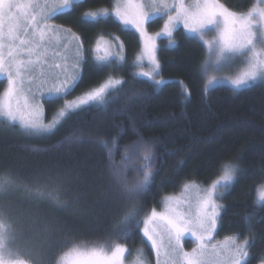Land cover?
<instances>
[{
  "label": "trees",
  "instance_id": "16d2710c",
  "mask_svg": "<svg viewBox=\"0 0 264 264\" xmlns=\"http://www.w3.org/2000/svg\"><path fill=\"white\" fill-rule=\"evenodd\" d=\"M113 1L80 0L53 18L55 25L80 36L86 52L82 79L66 99L100 86L109 76L120 78L123 87L113 93L107 109L90 107L70 113L56 128L40 135L27 134L15 125L0 127V182L38 191L34 204L9 205L20 231L25 232L20 219L28 217L33 222L25 229L34 232L26 233L19 243L22 247L10 245L4 251L7 264H59L75 247L88 255L67 264H87L116 245L127 247L128 253L146 248L143 220L161 199L178 193L187 181L208 185L230 161L238 170L220 197L225 210L215 236L248 241L244 264L264 263V203L255 200L257 188L264 184V82L238 90L220 85L205 91L201 73L205 49L181 29L173 32L174 45L166 38L157 40L158 77L163 83L155 86L135 78L138 36L112 16L97 21L83 16L91 10H110ZM220 2L232 11L245 12L254 0ZM160 23L151 21L148 31L158 29ZM100 36L119 37L125 62L99 65L93 47ZM4 90L5 81L0 80V93ZM64 103L56 98L43 101V121H51ZM140 142L152 148L153 179L146 191L136 194L130 188L142 174L138 171L142 157L137 155L135 164L124 161L127 150ZM134 212L131 227L125 228Z\"/></svg>",
  "mask_w": 264,
  "mask_h": 264
},
{
  "label": "snow or ice",
  "instance_id": "6c2138e0",
  "mask_svg": "<svg viewBox=\"0 0 264 264\" xmlns=\"http://www.w3.org/2000/svg\"><path fill=\"white\" fill-rule=\"evenodd\" d=\"M74 6L75 0H0V78L7 81L6 89L0 93V118L8 123L18 124L31 132L51 131L69 113L90 107L106 110L113 93H118L123 87L122 79L109 76L100 86L80 97L72 101L66 99L82 79L80 69L86 52L78 43L79 35L70 28L51 24L50 20L57 11L64 12ZM83 16L92 21L115 16L125 29L128 26L135 29L140 36L141 51L134 61V67L139 69L134 77H147L155 86L163 83L161 79H156L160 68L157 38L168 37L169 44L174 45L175 41L171 38L179 24H183L191 36L203 41L215 57V66L224 67L234 59H243L246 70L230 79L234 90L264 80V0H257L246 12L232 11L220 0H115L111 10H91ZM154 17L166 19L161 31L151 34L146 25ZM53 38L57 44L67 41L63 44L66 50L63 79L54 71L61 67L59 63L49 64L48 70L44 67ZM116 39L119 40V37ZM93 52L97 53L95 58L101 67L119 65L126 60L123 43L117 47L103 36L98 38ZM100 52L103 55H99ZM55 55L61 53L56 52ZM212 84L210 79L205 91ZM182 91L187 95V87L182 85ZM45 94L65 100L58 119L48 124L42 119L41 99ZM127 153L125 164H135V157H142L138 169L142 174L130 188V191L139 194L152 183V148L140 142L130 147ZM237 170L234 162L223 164L221 174L206 189L194 181H187L180 196H166L163 209H153L144 218L141 231L151 244L157 264H160L161 250L168 258L165 264H241V258L248 255V241L238 244L232 237L229 241L210 243L225 210L217 202V194L224 192L226 186L233 182ZM116 174L118 177L121 175L119 170ZM191 192L195 196L185 195ZM257 200L264 202V184L258 189ZM134 219L135 212L126 219L125 228L131 227ZM186 234L196 241V247L190 252L184 251L181 246ZM124 253L125 248L116 245L106 258L112 264H122ZM209 256L217 259L213 262Z\"/></svg>",
  "mask_w": 264,
  "mask_h": 264
},
{
  "label": "rangeland",
  "instance_id": "374dc122",
  "mask_svg": "<svg viewBox=\"0 0 264 264\" xmlns=\"http://www.w3.org/2000/svg\"><path fill=\"white\" fill-rule=\"evenodd\" d=\"M78 1H80V0H75V2H78ZM256 3H257V0H254L253 5L256 4ZM114 4H115V0L113 1L112 6ZM65 11H67V10H65ZM60 13H62V12L57 11L56 14L51 18V20H50L51 24L55 25V23L53 21V18L57 14H60ZM112 17L120 24V22L116 19L115 16H112ZM103 18H105V17H103ZM158 18L159 17H154L153 21L154 20L161 21L160 27L158 29H155L153 32H151V34H155L157 32H160L162 27H163L164 19H166V17L164 19H161V18L158 19ZM147 26H148V24L146 25V28H147ZM127 29L133 31L138 36L139 43H140V50H139V53H140V51H141V41H140L139 33H137L135 31V29L131 28V26H128ZM177 29H181L182 31H184V33L187 36L196 39L198 42H200L203 45V47L205 49V59H204L202 65H201V73H202L203 78H204V89H205V85L207 84V82L210 79L213 80V84L210 85L207 90H209V89H211L213 87H216V86H220V85L227 86V87L233 89L231 84H230V79L232 77H234L235 75H238L239 73H241V72L246 70V64L243 61V59L242 58L234 59L227 66H224V67L215 66V63H214L215 62V57H214L213 53L209 50V48L203 43V41H200L198 38L191 36L187 32V30L183 27V24H179L175 30H177ZM159 38L170 39L168 37L161 36V37H158L157 40ZM106 40H109V39H106ZM111 41L113 43H115L117 45V47L119 46V43H118L117 40L114 39V40H111ZM64 43H67V41H63L62 40L59 44H57L55 38L52 39V43H51V47H50L49 53L45 57L46 63L44 65L45 70H48V65L49 64L59 63L61 65V67L60 68H55L54 71L57 74H61L60 75V79H63L62 73H63V69H64V66H65V60L63 59V56L66 54V50L63 47ZM73 43L75 44L76 42H73ZM96 43H97V41H96ZM96 43H95L93 49L95 48ZM156 43H157V41H156ZM157 49H158V44H157ZM56 52L61 53V55H59V56L55 55ZM96 55H97V53L93 52V58L95 60H96V58H95ZM99 55H103V52H100ZM144 63H145V70L147 71L148 70L147 61H145ZM138 71H139V69L135 68V72H138ZM158 76L156 77V79H160ZM142 78L147 79V77H142ZM0 80H4L5 81V89H6V87H7L6 79L0 78ZM263 82H264V80H257L254 83H263ZM25 87L27 88V81L25 82ZM33 88H35V85H33ZM80 96H78V97H80ZM78 97H76V98H78ZM76 98H74V99H76ZM51 99H55V97L45 94V95H43V97L41 99V104L43 103V101L51 100ZM74 99H72V100H74ZM72 100H70V101H72ZM61 109H63V107ZM60 110H58L53 115L51 121H49V122H44L43 121V122L45 124H48V123L58 119V113H59ZM43 116H44V113L42 115V119H43ZM3 123H5L8 126L12 125V124L8 123L6 120H4L3 118H0V127H2ZM15 126H17L20 130H22V131H24V132H26L27 134H30V135H40L42 133H49L50 132V131H47V132H31V131H26V130L22 129L18 124H16ZM2 128L4 129L6 127H2ZM220 174H221V172H220ZM234 179H235V177H234ZM215 180H213L208 185L200 186V187L202 189H206ZM233 182H234V180H233ZM232 183L226 186V189H225L224 192L217 194V202L219 204H220V202H219L220 197H222L228 191V189L230 188ZM259 188H257V190H256V196H255L256 199L255 200H256V203L263 204L264 202H259L257 200V192H258ZM182 192H183V187L178 193L172 194V195H166V196H180ZM185 195L195 196V193L191 192V193H186ZM166 196H164L161 199L159 206L157 208H155L157 211H160V210L163 209V201H164V198ZM37 197H38V191H36V190H31L28 187L22 186L20 184H16V183L12 184V183H9L8 181L0 182V264H7L8 263V260L6 259L7 256H5V252L4 251L6 249L10 248V245L13 247V246L19 245V243L20 244L23 243V238H25V236L32 235L31 231H33V229L31 227L29 229H27L28 232L25 229V228H27L26 225L28 223L33 222L28 217L26 218V221L23 218L20 219V221L24 222V224H25V226H24V231L25 232H21L20 231L21 230L20 229V225H19L20 223H18L17 217L15 215L13 216L12 215L13 212H11L10 211L11 209H9L10 203H16L17 201H19L17 203L25 202V203H28V204H34L35 200L37 199ZM30 229H31V231H30ZM38 231L40 232L39 229H38ZM216 231H217V229H216ZM216 231L213 234V238H212V240L210 242L211 244H217L218 242L229 241V238H227V239H217L216 236H215ZM42 232H44V230H42ZM141 236H142V239L144 240V242L146 244V248L136 249L132 253H130V252L128 253L127 247L122 246V247L125 248V253H124L123 257H122V264H157V257H156V255H155V253H154V251H153V249L151 247L150 242L143 236L142 231H141ZM35 239L38 240L39 237L36 236ZM236 242L238 244L244 243V242H239L238 240H236ZM19 246H21V245H19ZM25 246H26V243L24 244V247ZM181 246L183 247L184 251L190 252L192 250V248L196 247V241L194 240L193 237H191L190 234H186L184 236V238L182 239V241H181ZM146 250L149 251L148 253L150 254V256H148V254L145 253ZM111 253L112 252H110L109 254H103L101 256H97L96 259L93 260V261L88 260L87 264H112V262L109 259L106 258ZM79 255L86 256V255H88V253L84 252V249L82 247L72 248L65 255H63V257L59 260V264H67L71 259H73V258H75V257H77ZM128 256H129V259H128ZM247 256L241 258V264H244L246 262ZM167 259L168 258L164 255V251L161 250V255L159 257L160 264H165V261ZM209 259L211 261L215 262V260L217 258L214 257V256H209ZM262 264H264V263H262Z\"/></svg>",
  "mask_w": 264,
  "mask_h": 264
}]
</instances>
